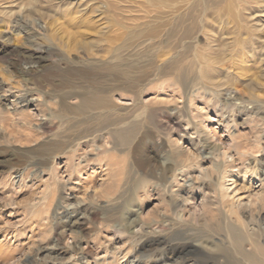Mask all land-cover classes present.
<instances>
[{"label": "rangeland", "instance_id": "obj_1", "mask_svg": "<svg viewBox=\"0 0 264 264\" xmlns=\"http://www.w3.org/2000/svg\"><path fill=\"white\" fill-rule=\"evenodd\" d=\"M10 1L1 2L0 11L8 13L31 9L34 14L28 16L24 11L27 17L11 13L0 15V24L5 25L0 28V46L9 47L10 50L6 55H0V84L14 85L22 93L27 88L33 91V100L38 105L37 111L32 109L34 113L26 119L28 126L32 127L27 128L28 133L34 134L36 126L42 120L53 131L42 129L38 138L28 142L25 133H21V123L20 126H14L9 121L6 124L0 122V230L7 231L3 234L0 231V253L5 255L12 250L15 255L12 264H47L48 261L53 264H95L103 262L107 253H120L134 245L131 234L137 229L132 222L137 221L141 226L142 220L140 203L135 196V184L138 181L132 178V173L129 177L121 178V183L108 190V194L105 193L102 170L97 167L91 166L86 173L75 175L69 182H66L68 176L58 175L60 180H54L50 174V169L54 167L64 174V153L68 149L56 146L68 145L70 140L76 139V135L91 128L92 123L97 122V116L98 119L102 117L111 121L118 120L119 130L133 123H139L140 126L128 147L120 145L114 139L112 132L115 127L107 128V133L95 134L99 138L87 146L91 153L87 152L86 156L91 160L111 155L128 158L158 156L162 161L177 155L193 160L203 158L204 164L195 171H210L212 166L209 162L212 161L216 168L222 160H241L238 168L233 170L232 189L238 192L234 194L232 202L237 208L250 202L251 209L257 211L251 212L249 208L246 213L238 211L234 217L237 221L240 218V223L244 222L242 232L247 237L264 236L263 53H260L257 60L249 53L242 54L241 42L237 41L247 24L245 17L248 13L254 14V22L256 19L261 20L257 29L263 28L264 33V0H203L201 7H196L193 12L189 9L194 21L192 17L187 21L184 18L188 13L186 8H190L192 1L185 6L182 0H88L91 7L88 5L83 14L77 11L86 6L87 0H72L76 4L68 5V10L72 11L71 15H75L73 17L84 16L85 23L71 22L56 11H63L61 8L66 5L65 0H55L56 6L51 10L46 9L47 5L44 3L47 0H40L39 3L31 0H15V3ZM42 1L44 2L41 3ZM79 4L82 7L78 8ZM96 9L103 13H95ZM34 10L39 13L35 15ZM90 11L93 12V18L88 24L86 20ZM242 13L244 14L241 16ZM16 17L28 22V32L15 25ZM207 20L215 25L220 22L223 29L202 30L199 26L207 23ZM193 22L195 23L192 24ZM86 23L91 27L89 30L83 28ZM184 26L193 30L191 37L183 39V43L177 45L169 42V30L180 32L177 38L181 39ZM221 36L226 40L221 42ZM253 36L255 37V32ZM228 43L231 44L227 50L221 49L223 54L216 55L221 45ZM184 44L187 45V50L183 49ZM35 49L50 52L35 64H22L23 70L28 74L20 76L11 67L15 55L33 52ZM180 52L183 53V58H179ZM208 54L212 57H208ZM85 60L103 66L104 78L111 77V66H117L119 62V77L109 80L103 86L108 89L116 82L121 87L117 99L108 106V110L112 111L87 114L78 111V100L95 92L94 89H89L93 76L85 78L86 75L79 73L71 76L69 71L80 68L86 63ZM213 62L214 74L209 77V81H201V86L197 87L198 93L192 92L193 89L186 92L185 87H180L178 91L172 93L168 89L163 94L160 85L163 81L175 78H169L167 74L172 65L180 69L176 71L178 77L190 85L193 80L195 84L200 83V71L207 70L206 64L210 67ZM63 73L64 77H54ZM83 76L86 81L80 82ZM65 77L75 82L66 86ZM190 92L197 97H190ZM68 96L69 99L66 98ZM28 99L32 100V97ZM153 109H161L166 113L159 118L160 121H166L167 117L171 119V131L161 129L162 134L159 135L153 124L144 121L147 115H144V111L149 113ZM135 115L137 119L134 118ZM83 118L91 123L80 125ZM22 120L23 117H20V122ZM83 153L81 151L77 154ZM39 159L47 162L42 166V171L25 167L26 161ZM133 170L140 182L151 179L140 168L134 167ZM70 172L72 173H68ZM6 176H10L12 181H8L4 188L1 179ZM195 182L198 184L194 178H183L177 188H188ZM229 184L231 183H227L226 187ZM44 196L49 197L51 207L39 219L32 217L33 205ZM258 197L262 199L259 201ZM130 199L134 202L133 207L127 216H122L120 206L124 204V210ZM150 208L148 206L144 211L143 222L154 221L148 215ZM80 212L86 215L87 220L76 229L62 234L65 224L60 223V219L65 214L71 218L79 217ZM180 215L178 214V218ZM40 219H47L48 222L44 223L43 220L39 226L34 227ZM231 224L229 222V226ZM16 228L23 234L21 241L17 246L8 248L4 245V236L12 240ZM227 228L228 223L224 222L219 224L216 232L213 231L215 233L212 232L214 246L201 241L192 242L194 248L207 255L199 259L198 263L264 264V242L262 244L258 241L252 248L245 246L242 250H237L230 241L221 243L220 239L228 237ZM14 241L11 242L14 244ZM57 244L63 250L52 254ZM84 246H88L90 250L80 251V247ZM226 248L229 250L226 258L216 261L211 259L218 254L217 251ZM42 249L47 252L37 256ZM156 261V264H161L159 260ZM129 262H132V258Z\"/></svg>", "mask_w": 264, "mask_h": 264}, {"label": "bare ground", "instance_id": "obj_2", "mask_svg": "<svg viewBox=\"0 0 264 264\" xmlns=\"http://www.w3.org/2000/svg\"><path fill=\"white\" fill-rule=\"evenodd\" d=\"M3 1L6 0H0V3ZM31 1L36 3L40 2V0H31ZM169 1H175V0H169ZM183 1L185 2V6L187 3L189 4V2L192 1L189 5L190 8H186L188 9L187 10L188 13L185 14L184 18H186L187 21L190 20L192 17L194 21V18L192 16L193 9L202 5L203 0H182V2ZM43 2L44 1H42L41 3ZM10 3H15V0H11ZM54 3L55 0H47L45 1L44 4L47 5L46 9L51 10L53 6H56L54 5ZM85 3L86 6L80 9V11L78 10L77 13L79 12L83 14L86 13V8L89 5L88 0L85 1ZM64 4H66L67 6L64 5V8H61L63 9L62 12L56 10L57 12H59L61 16H63L64 18L66 17L65 19L69 18L70 21L71 20L75 22L82 21L81 23H85L83 22V20L86 19L84 16H81L80 18L73 17L75 15H71L72 11L68 10L69 9L68 5H74L76 3H72V0H65ZM79 7H82V4H79L78 8ZM90 7L91 4L89 5V8ZM189 9H191L192 12ZM22 10L23 9H20L18 12L10 11L8 13H4L0 11V15L2 13L10 15L11 13L14 15L18 14V16L22 15V17H27L24 15V11L26 10H24L23 12ZM27 10H29L26 11L28 16L34 14L33 10L31 9H27ZM96 12H99L98 13L99 15L103 13L100 9H96L95 13ZM37 13H39V11H35V15ZM92 13L93 12L90 11V16L86 20L88 24L91 23L90 21L93 18L91 17ZM243 14L244 13H242L241 16ZM253 16L254 14L248 13L247 16L245 17L247 24L244 26L243 33L241 35V37H245V39L240 37L237 41L239 43L241 42L240 44L242 48L241 51L242 54L249 53L252 55L254 59L257 60L258 56L262 52L263 61H264L263 28L260 30L257 29L259 27L257 24L261 20L256 19L254 22ZM14 19H15L14 23L17 27L19 26L22 27L27 32L29 31V25L27 24L28 22H26V20H22L23 18L21 19L17 17ZM87 23L83 24L85 26L83 28L89 30L91 27ZM194 23L195 22H193L192 24ZM219 23L215 25L209 23V21L207 20V23H204L202 26L199 27L202 30L211 29V30L221 31L223 27H221ZM192 24H190L191 26L189 25L191 28H192ZM1 27H5V25L0 24V28ZM185 27L186 26H184V30L182 29V33L180 35L181 39L177 38L180 32H177V30H169L168 41L171 43L174 42L177 45L179 43H183V39L186 40V38H190L191 35L193 34L192 33L193 30L191 28H185ZM254 32H255V37L253 36ZM177 39L179 41H177ZM225 40L226 39L224 37L222 36L220 37L221 42ZM230 44L231 43L222 44L221 48L218 50L216 55H218L219 53L223 54V52H221V49H225L226 51L227 47ZM98 48L99 47H97V49ZM183 49L187 50L186 44H184ZM8 52H10L9 47L0 46V55L4 56ZM49 52L50 50L43 51L39 49H35L33 50V52H25V53L21 52L15 55V60L14 63L11 64V67L15 68L20 76H26L28 72H25L23 70L22 64H35V62L40 60L45 54ZM91 55L92 54H89V56ZM207 56L212 57V55L210 54H208ZM207 56L205 57L207 58ZM179 58H183L182 52L179 53ZM210 61H212V58H210ZM93 63L94 62L86 61V63H84L80 68L69 71L71 76L76 75L78 73L79 75L80 74L86 75L85 78L87 76H93V78H91L89 82L90 83L89 89L92 91L94 89L95 92L93 93V95L91 94V96H87L86 94L78 100L79 101L78 111L82 114L99 113L108 110V106L112 105L115 99H117V96L121 90V87L118 86L119 83L116 82L113 85H111L108 89H105L103 87L109 80L111 81V79L119 77V72H118L119 62L117 66L111 64L112 65L111 70H109V74L111 75V77L109 78L102 77L105 71V68L103 66H98V64L96 63L93 64ZM206 63H208L207 60ZM206 67L207 70H201L199 73V78H201L200 83L197 82L195 84V80H193L189 85L187 81L181 80L176 74V71L180 69L172 65L167 74L169 75V78L170 77H175V78L163 81V83L160 85L163 94L166 93L165 90L171 89L172 90L171 92L173 93L175 91H178L180 87L182 89L185 87L186 92L188 91V89H193L192 92L198 93L197 87H199V85L201 86L202 83L201 81L206 79L207 81H209L210 79L209 77L213 76L214 74V62L213 65H211L210 67L209 65L206 64ZM63 75L65 74L63 73L56 76L54 75L51 76L60 77ZM69 77L68 78L65 77L64 79L66 86H69L70 84L75 82V80L72 82V80ZM80 79H81L80 82L86 81L84 79V76ZM78 81L76 82L78 83ZM99 93H101V96ZM190 94H191L190 97H194V98L197 97L191 92ZM29 97H32V100H29L28 99ZM66 98L69 99L70 96ZM36 102L37 101L33 100V91H31V89L27 88L22 93V92H18V87L14 85L9 84L7 86H3L0 84V122L6 124L7 123L6 121H9L14 126H20L21 123L22 125L21 130L23 129V131L21 130L20 131L21 133L22 132L25 133V139H27L28 142H32L35 138H38L39 132H41L42 129L53 131L52 128H49L47 126L48 124H46V121L42 120V122L38 126H36L37 128L36 131H34V134L27 132V128L31 129L32 127L28 126L29 124L28 121H26V119H28L32 115V113H34L32 112V109L37 111L38 104ZM145 109H147V107ZM109 110L112 111V109ZM145 114L147 115L146 117H144V121L145 122L147 121L151 125L153 124V128L157 133H159V135L162 134L160 131L161 129L162 131L172 130V128L169 127L170 125L169 122L171 120L169 117L165 119L167 122L159 120L160 117H163L166 114L161 109H153L149 113H147V111H144V115ZM20 117H23L22 122H20ZM134 118H136V115ZM96 120L97 122L92 123L93 125L92 127L90 126L91 128H89L88 130L86 129V131L79 133L78 136L76 135V139L70 140L69 142L66 141L68 142V145L62 144L60 146L58 145L56 146L59 148H63L65 150L66 148L68 149V152L64 153V155L66 156L64 160L65 161L64 170H63L64 174H61V171L55 167H54L55 169L54 168L50 169V174L53 175L54 180H60L58 175L60 177H62V175L68 176L67 177L68 180L66 182H69V180L75 175L86 173L87 169L90 168L91 166H93L94 168L97 167L100 170H102L101 173L104 177L105 193L108 194L109 193L108 190L114 188L115 186L121 183V178L129 177L132 173V178L138 181L135 184V190H136L135 196L138 202L140 203V219L142 220V225L140 226L137 223V221L132 222V225L137 230L136 232H133L131 234V238L133 239V243H134V245L131 248L129 246L128 248L122 250L120 253H111V252L107 253L102 260L103 262L99 261L95 264H131V263L156 264L157 262L156 260H159L161 264H166L169 262H171L172 264H200L197 261L202 257H207V255L203 251L194 248L192 242L201 241L204 244L206 243L214 246V244L212 243L213 241L212 232L213 231L216 232L217 229L219 228V224H222L224 222L228 223V228H227L228 237H224V239H220L222 244H224L227 241H230L233 247L237 250H242L243 248H245V246H249L252 248L255 245V243H257L258 241H260L263 244L264 242L263 234L256 238H253L252 236L247 237L242 232L244 222L242 224L240 223V218L237 221V219L234 217L236 214H238L237 213L238 211H243V213H246L249 208L251 209L250 202H248V204H250L249 206L246 203V204H241V206L238 208L235 207V205L232 202V200L235 199V197H233L234 194L238 192V190L232 189V186L234 185V181L232 179L234 177L233 170L235 168H238V164L241 162V160L238 159L235 160L232 158L230 160H222L220 164L216 165V168L214 167V163H215L214 161L209 162L210 165L212 166V169L210 171L209 170L195 171L196 168H200L202 164H204L203 158L193 160L192 158L186 159L178 155L170 160L164 159L163 161L158 156H153V157L149 156L147 158H132V157L128 158V157H114V155L101 159L91 160L88 159L86 156L87 152L88 154L91 153L88 151L87 146L93 140L99 138V136H94L95 134L102 132L107 133L105 132L107 128L115 127V130H113L112 132L113 134L112 133L110 134L113 135L114 139H116L120 143V145L128 147L135 133H137V131L139 130L138 128L140 126L139 123H133L130 124L127 128L123 130H119L118 126L120 122H118V120L111 121V120L103 119L102 117H99L98 119V116L96 117ZM80 122H81L79 123L80 125L83 124L88 125L91 123L85 118H83V120H81ZM209 149L212 150L211 148ZM81 151H84V153L77 154ZM25 164H26L25 167L27 169H31L39 172L42 171V166L44 164L46 165L47 162L39 159L32 162L26 161ZM134 167L140 168L142 170V173L146 177H150L151 179L140 182L138 180V175L134 173L135 172L133 170ZM69 171H72V173L71 172L68 173ZM67 173L69 175H67ZM187 177L194 178V180L196 179L200 186H196L198 184L197 182H195L193 183L194 184L193 186H190L188 188H181V187L177 188L180 179ZM11 179L12 178L10 176H6L4 179H1V184L4 185V188H6L8 181L9 182L12 181ZM227 183H231L229 184L230 186L226 187ZM7 193L9 192L7 191ZM231 197L233 198L231 199ZM258 199L260 201L262 197H258ZM150 201H152V203H149ZM133 204H134L133 200L130 199L127 201V205L124 210L122 209L124 207V204L120 206V210L123 212L122 216H127L128 212L133 207ZM148 206H151L148 215L149 218L152 217L154 219L152 223H147L145 221L143 222L142 219L144 211L147 209ZM49 207H51V202L49 200V197L44 196L40 198L39 201L36 202L32 207V212H31L32 217L34 216L35 218L39 219L41 215ZM59 207L61 208L62 206ZM252 211H257V210L251 209V212ZM178 214H181L179 218H178ZM43 220H45L44 223L48 222L47 219H42V220L40 219L39 221H36V225L34 227L39 226V224H41ZM86 220H87L86 215H83L82 213L79 215V217H75V218H71L69 217L68 214H65V216L62 219H60V223L65 224V230L61 231L62 234L70 232V230L76 229L77 227L81 226ZM229 222H232L230 226H229ZM45 226L47 227V224H44V227ZM6 232L7 231L4 230L1 232V234ZM22 235L23 234L21 233V231H19L16 228L13 231L12 240H8L7 236H4L5 239L4 245L7 246L8 248L14 245L17 246L21 241ZM11 241H14V244ZM57 241H59V239ZM81 249L84 252L86 251L88 252L90 250L88 246H84L82 248L80 247V251ZM260 249L262 248L260 247ZM62 250L63 248L57 244L52 254H58ZM46 252L47 251H45L44 249L39 250L37 256L39 255V253L42 254ZM217 252L218 254L212 256L211 259L216 261L219 258H226L227 257L226 255L229 254L228 248ZM14 256L15 255L12 250L7 252L5 255L0 253V264H12L13 261L15 260ZM130 258H132V262H129ZM146 259L148 260L146 261ZM48 263L53 264L52 262L49 261ZM88 264H92V263H88ZM208 264H213V263H208ZM227 264L229 263L227 262Z\"/></svg>", "mask_w": 264, "mask_h": 264}]
</instances>
